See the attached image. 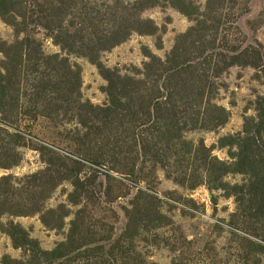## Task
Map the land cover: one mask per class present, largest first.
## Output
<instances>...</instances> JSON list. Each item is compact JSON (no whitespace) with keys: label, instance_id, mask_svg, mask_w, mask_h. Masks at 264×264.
<instances>
[{"label":"rangeland","instance_id":"obj_1","mask_svg":"<svg viewBox=\"0 0 264 264\" xmlns=\"http://www.w3.org/2000/svg\"><path fill=\"white\" fill-rule=\"evenodd\" d=\"M0 264H264V0H0Z\"/></svg>","mask_w":264,"mask_h":264}]
</instances>
